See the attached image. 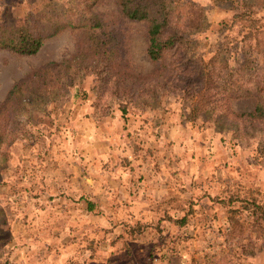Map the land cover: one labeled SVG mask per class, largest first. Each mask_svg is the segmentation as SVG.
Here are the masks:
<instances>
[{
  "label": "rangeland",
  "instance_id": "1",
  "mask_svg": "<svg viewBox=\"0 0 264 264\" xmlns=\"http://www.w3.org/2000/svg\"><path fill=\"white\" fill-rule=\"evenodd\" d=\"M167 2L154 60L121 0H0L47 36L0 48V264H264V0Z\"/></svg>",
  "mask_w": 264,
  "mask_h": 264
},
{
  "label": "trees",
  "instance_id": "2",
  "mask_svg": "<svg viewBox=\"0 0 264 264\" xmlns=\"http://www.w3.org/2000/svg\"><path fill=\"white\" fill-rule=\"evenodd\" d=\"M239 4V0L237 2ZM123 11L131 19L135 20H147L150 22L149 27V36H150V45L148 48L149 56L158 60L162 58L163 53L175 47L178 42V38L174 35L168 36L166 38L162 37L164 34L165 28L169 24V16H168V2L167 0H121ZM244 5L243 3H241ZM240 4V5H241ZM239 8V6H238ZM237 14V13H236ZM241 16H246V21H248L250 25V31L245 34V36H249L250 41L254 38L257 40L256 45H260V40L258 39L260 34L263 33V26L260 24V19L257 17H253L252 11L250 10V5L245 4L244 10ZM34 20L28 15L20 25H12V26H3L0 25V48L9 49L14 52H18L21 54H35L44 44V40L47 36L42 34H38L34 29ZM252 25V26H251ZM256 69V67H255ZM254 78V76H248ZM232 79V78H231ZM248 82L246 79L243 84L236 86V90L232 91L234 93L245 92L247 96H253L257 100L256 108L253 112L249 113V116L253 117H264V103L261 99L262 96L257 94L258 89H252L250 86H245ZM255 82L253 85H258L259 82L255 77ZM17 88V87H16ZM264 91V87L262 88ZM260 97V98H259ZM256 210L261 209L260 216H263L264 219V207L259 204L255 206ZM257 213V211H256ZM259 216V217H260ZM230 219L235 221L234 216H231ZM178 223L184 225L187 222L186 216L179 218Z\"/></svg>",
  "mask_w": 264,
  "mask_h": 264
}]
</instances>
